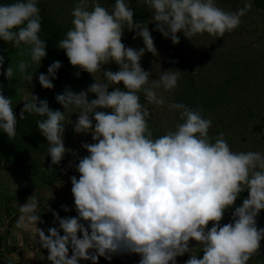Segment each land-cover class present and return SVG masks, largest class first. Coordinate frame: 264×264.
Returning a JSON list of instances; mask_svg holds the SVG:
<instances>
[{"label":"clouds","instance_id":"obj_1","mask_svg":"<svg viewBox=\"0 0 264 264\" xmlns=\"http://www.w3.org/2000/svg\"><path fill=\"white\" fill-rule=\"evenodd\" d=\"M145 3L152 10L155 31L174 44L180 42L177 34L181 32L188 39L204 33L223 38L252 9L250 0L234 12L218 7L215 0ZM71 16L73 27L58 47L71 65L93 77L114 62L119 71L105 70L103 75L116 86L110 92L107 83L95 78V83L79 93L66 86L55 96L65 111L51 109L46 99L34 95L24 102L20 119L25 113L42 117L36 125L48 141L52 165H59L69 150L64 144V122L72 108L80 109L73 123L75 133H91L94 143H82L88 155L78 164L69 163L80 174L71 177L78 215L61 218L45 202L55 218L53 224L58 222L46 234L38 227L44 221L33 195L19 205L15 228L30 233L47 250L50 264H99L100 257L111 261L114 255L123 254L139 255V264H177V258L186 253L191 255L184 264H248L259 255L264 240V227L257 221L264 210V152L233 151L225 133L209 136L212 120L204 117L202 108L174 101L167 107L177 111L183 123H177L175 131L154 137L147 105L165 106L158 92L177 88L181 71H164L150 83L152 73L142 68L141 59L146 52H158L148 24L134 20L125 0H116L111 11L99 0H78ZM41 19L38 0L0 4V39L18 49L27 46L20 52L26 59L18 64V71L28 83L33 75L27 69L47 56L46 41L39 36ZM125 29L135 32L134 40L142 38L145 47L122 43ZM4 64L5 57L0 55V69ZM61 67L60 61H54L47 75H39L40 85L53 89ZM0 75L11 82V64ZM121 82L124 90L118 87ZM89 93L97 98L89 100ZM17 123L12 98L0 91V130L9 140L17 135ZM245 191L248 197L236 206ZM62 208L71 211L67 205ZM230 209H234L231 222L222 224ZM197 247L202 249V258L193 254ZM26 257L31 258L27 253Z\"/></svg>","mask_w":264,"mask_h":264},{"label":"trees","instance_id":"obj_2","mask_svg":"<svg viewBox=\"0 0 264 264\" xmlns=\"http://www.w3.org/2000/svg\"><path fill=\"white\" fill-rule=\"evenodd\" d=\"M101 1L110 9L116 2V0ZM13 2L14 0H0V4ZM125 2L133 10L135 21L148 24V8L145 0H125ZM250 2L252 9L242 17L241 25L233 32L225 33L223 38H219L209 46H203L195 37L188 39L182 34H177L180 42L174 44L170 38L160 34L158 42L163 49L165 65L170 70L181 71V78L178 87L167 91L168 94L164 96L165 106L159 109L149 106L148 123L154 137L162 136L169 131L168 124L172 123L175 131L177 123H183L179 113L167 107V104L174 101L191 108H202L204 117L212 120L209 136L215 137L221 132L225 133V138L233 151L264 152V26H255L253 18L248 21L254 13L257 21L261 22L264 17V0H250ZM215 3L221 5L220 8L225 11L234 12L242 8L246 0H215ZM38 7L42 18V33L51 41L59 43L67 32L66 26L50 17L46 3L42 0H39ZM151 26L150 31L155 28V23ZM251 31H258L261 51L253 49L252 43L239 40L238 33ZM24 47L18 49L13 44L0 39V55L5 57V64L0 71H6L10 56L22 51ZM142 68L145 67L142 65ZM3 78L4 76L0 75V84ZM9 98H12V108L18 121L17 135L9 140L7 134L0 130V169L7 171L8 168L13 176L18 177L23 175L30 177L40 171L42 176L37 182L41 185H49L57 178L58 171L64 164L55 165L51 171H46L47 166L39 167L36 160L43 151L45 143L36 121L42 117L25 113V118L20 119L19 114L24 102L31 100ZM234 133L240 134L235 136ZM3 197L4 212L7 216L14 212L10 218V222H14L17 215L15 212L18 209L13 204L20 201L23 195L18 199L6 195ZM247 197V191L241 193L236 206H240ZM6 248L5 252L8 254L10 247L6 246ZM43 264H50L47 257Z\"/></svg>","mask_w":264,"mask_h":264},{"label":"rangeland","instance_id":"obj_3","mask_svg":"<svg viewBox=\"0 0 264 264\" xmlns=\"http://www.w3.org/2000/svg\"><path fill=\"white\" fill-rule=\"evenodd\" d=\"M44 3H46L47 6V11L50 15V17L55 20L63 23V26H66L67 31L73 27L71 21L73 17L71 16V11L74 8V6L78 3V0H42ZM39 2V0H38ZM101 5L111 11L105 2L99 0ZM147 5V3H145ZM220 7L221 5H217ZM147 14H148V28L152 24V10L148 7L147 5ZM259 13V12H257ZM253 18L254 20V25L258 27H263L264 26V17L261 19V22L257 21V18L255 17V14L253 13L252 16L248 18V21L250 22L251 19ZM156 27V25H155ZM150 31V29H149ZM154 44L158 55H154L150 52H146L145 55L141 59V66L143 65L145 68H143L145 71H150L152 74L150 76V83L154 79H158L159 76L167 70H170L169 68L166 67L165 65V59H164V53L163 49H161V44L158 42V39L160 38V32L155 31V28H153L151 31ZM254 33V34H253ZM182 34L183 33H178ZM135 35L134 31H128L125 29L124 31V36L122 38V43H124L128 47H133V48H141L145 47L143 44L142 38L138 39H133V36ZM240 37V41H244V43H252L251 46L253 49L255 48L257 51H261V44H258V40L260 38L258 31L254 32H242L238 33ZM39 36L42 40L46 41V52L47 56L42 59L40 64H32L28 69L27 72L31 73L33 75V81L31 83H28L26 80L21 79V73L18 71V64L20 63L21 60L26 59V57L21 56L20 52H17L16 54L10 56V60L8 61L7 67L11 64L13 68V80L9 82L6 77L4 76L3 80H1L0 84V90L5 93L9 97H13L18 100H32L33 95L39 97V99L44 100L46 99L49 102V106L53 110H60V111H65L60 105L56 99L55 96L57 93H63L64 89L66 86H71L72 90L79 93L80 91H85L87 88L95 83L94 78L100 82V83H107L109 85V91L111 92L113 90L112 87H115L116 85L109 83L103 75V71L105 70H111L113 72L119 71V66L116 65L114 62L109 63L107 65H104L100 71L94 74V77L92 74L82 71L77 67H74L71 65L66 52L58 47V44L56 41H51L46 35L40 31ZM197 38L200 44L203 46H209L211 44H214L217 40H219L218 37H214L210 34L204 33L203 35H196L194 36ZM230 40V39H227ZM234 42V41H232ZM25 46L24 48H26ZM23 50V49H22ZM54 61H60L62 63V67L58 70L57 72V77L56 79H53V84L54 88L53 89H45L43 88L40 83H39V75L41 73L47 75L48 74V68L49 66L54 62ZM6 67V69H7ZM79 72L80 75L77 77L76 73ZM9 83H11L12 87L9 86ZM122 90L124 89V85L121 82L120 85H118ZM158 94H163L165 96L168 94L167 91H164L163 89H160ZM141 96V103L145 104L146 101L143 98V93H140ZM89 100L97 98L94 94L89 93L88 94ZM152 107L154 109H159V107L155 105L148 104L147 107L149 108ZM101 111H106L104 109H99ZM80 109L77 108H72L71 111H68L65 113L66 115V120H65V134H64V144L66 149H69L68 152H66L64 159L61 161L64 165L67 164V167H61L64 170V176L62 177L63 179H68L69 177V182H71V177L76 176L79 178V173L75 171L74 167H69V163L72 162L74 164H78L80 158L87 156L88 152L86 149L82 147V143L87 142V143H94L92 140V135L91 133H81L77 134L74 131L73 128V123L76 121L78 118V113ZM110 111V110H107ZM170 123V122H169ZM172 123L168 124V128L171 131H174L172 127ZM254 132V130H252ZM235 134V133H234ZM236 133L235 136H237ZM248 134V133H246ZM263 134V133H257ZM43 141L45 143V147L43 151L39 154V158L36 160V163L39 165V167L44 168L47 166V168L51 167L53 168L55 165L51 164V157L48 155V141L44 137ZM233 142V141H232ZM231 142V143H232ZM74 168L73 173L70 175V170ZM6 176L7 178L4 179L2 176L3 174H0V209L4 211V197L3 195L10 196L12 198L16 197L18 199L21 197V195L26 194V196H32L31 193L29 192V189L34 187L38 189V187L41 185L37 181L40 179L42 176L41 172L39 171L37 174L33 176H26L23 175L22 177L18 176H13L12 172L10 169L7 168V171L5 169ZM66 181V180H65ZM63 183L64 180H63ZM64 186V184H63ZM23 191H25L23 193ZM69 192L71 191L68 190ZM56 192L60 193L58 189H56ZM31 194V195H30ZM70 194V193H69ZM28 197V198H29ZM68 201V200H66ZM14 206V204H13ZM234 210L230 209L225 212L224 219L222 221L223 224L231 222V215ZM264 210L261 211L259 217L257 218L258 221V226L259 227H264ZM211 227V224L209 225ZM13 238L10 239L9 244H5V247L3 246V249L6 248V246L11 247ZM193 246L196 245L195 241L191 242ZM7 250V248H6ZM5 250V251H6ZM6 253V252H3ZM193 254L199 255L201 258L203 256L202 249L197 247L193 250ZM190 253H186L183 257H180V263L184 264V262L190 258ZM248 264H264V240L261 241V249L259 255L253 256Z\"/></svg>","mask_w":264,"mask_h":264},{"label":"crops","instance_id":"obj_4","mask_svg":"<svg viewBox=\"0 0 264 264\" xmlns=\"http://www.w3.org/2000/svg\"><path fill=\"white\" fill-rule=\"evenodd\" d=\"M62 167H67V164L63 165ZM63 170V168L59 169L57 178L51 184L40 185L38 189L33 187L28 192L31 193L32 196L35 195V198L40 203L41 210H39L38 214L41 216V220L44 221V223L38 224V227L45 230L46 234L49 227H58V222L53 224L55 218L51 212L45 208V202H47V204L53 210L58 212L61 218L75 217L78 215L75 210L72 191H68L72 188V184L69 182V177L68 179L62 178L64 176ZM73 171L74 168L70 170V175L73 173ZM1 173L3 174L2 176L4 179H6L7 176L5 169H0V174ZM63 180L65 183H63ZM56 189H58L60 193L56 192ZM26 195L24 196L23 194V197L20 199V201L14 203L15 207L18 209V211L15 212L17 215L14 219V222H10V218L12 215H14V212H12L10 216H7L5 212L0 209V264H43L48 255L47 250L37 245L30 233L15 228L16 221L20 216L19 205H23L27 202L29 196ZM62 205H67L71 211L65 212L62 208ZM61 235H63L62 231ZM80 235L82 237V234ZM12 238L14 242L12 241L13 243L9 249V253H3L5 252V249L3 250V246L5 247L6 243L9 244L10 239ZM26 253L29 254L31 258L26 257ZM2 254L5 256H2ZM180 259V257L177 258V264H181ZM139 260L140 256L137 254H123L114 255L111 261L100 257L99 264H139ZM80 264H91V261H81Z\"/></svg>","mask_w":264,"mask_h":264}]
</instances>
